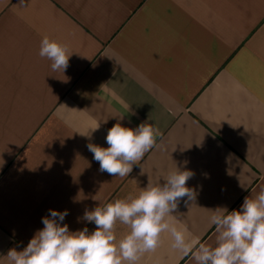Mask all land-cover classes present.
<instances>
[{
    "label": "crops",
    "instance_id": "0c3cea01",
    "mask_svg": "<svg viewBox=\"0 0 264 264\" xmlns=\"http://www.w3.org/2000/svg\"><path fill=\"white\" fill-rule=\"evenodd\" d=\"M18 4L0 0V264L50 209L92 232L78 219L86 209L163 183L176 166L194 172L197 198L168 222L194 248L214 245L212 210H239L264 189V0ZM45 35L74 52L64 72L38 55ZM118 121L162 133L124 178L100 172L87 148L108 147ZM127 231L118 224L117 238ZM173 242L162 233L136 264H196Z\"/></svg>",
    "mask_w": 264,
    "mask_h": 264
},
{
    "label": "clouds",
    "instance_id": "9594fccd",
    "mask_svg": "<svg viewBox=\"0 0 264 264\" xmlns=\"http://www.w3.org/2000/svg\"><path fill=\"white\" fill-rule=\"evenodd\" d=\"M25 5L26 0H19L18 6ZM73 53L67 43L47 35L40 41L38 55L51 61L53 72H64ZM161 135L160 129L147 121L135 129L118 121L108 130L105 138L108 147L88 143L87 148L99 163L100 172L124 178L134 165L141 166L140 161L156 146ZM193 176V171L176 166L163 178V183L149 181L135 195L117 198L90 211L86 209L78 219L94 223L96 228L92 232L87 227L70 231L63 223L68 210L50 209L42 218L44 227L27 246L21 251L9 249L6 258L9 264H136L144 253L157 249L162 233L170 231L172 247L190 254L196 264H264V189L246 196L239 210L224 207L212 210L214 245L200 243L194 248L186 242V230L170 225L167 218L178 209L181 200L187 206L197 198L196 191L187 186ZM118 224L128 228L119 239Z\"/></svg>",
    "mask_w": 264,
    "mask_h": 264
}]
</instances>
